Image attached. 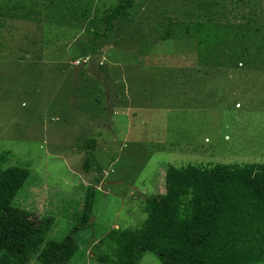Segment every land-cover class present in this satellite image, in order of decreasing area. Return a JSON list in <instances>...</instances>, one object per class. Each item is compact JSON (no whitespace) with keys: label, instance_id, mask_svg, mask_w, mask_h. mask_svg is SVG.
I'll return each mask as SVG.
<instances>
[{"label":"rangeland","instance_id":"rangeland-1","mask_svg":"<svg viewBox=\"0 0 264 264\" xmlns=\"http://www.w3.org/2000/svg\"><path fill=\"white\" fill-rule=\"evenodd\" d=\"M115 2L0 0V170H29L13 205L50 220L45 244L71 233L97 190L68 264H108L107 234L141 226L167 168L264 164V0L138 2L95 43L107 99L87 44ZM137 264L162 263L147 251Z\"/></svg>","mask_w":264,"mask_h":264},{"label":"trees","instance_id":"trees-1","mask_svg":"<svg viewBox=\"0 0 264 264\" xmlns=\"http://www.w3.org/2000/svg\"><path fill=\"white\" fill-rule=\"evenodd\" d=\"M140 1L144 0H116L102 17L103 30L90 32V54L97 53L95 43L118 22L131 19ZM206 36L201 33L199 42ZM83 143L88 153L84 169L88 170L96 141L86 138ZM28 176L29 170L22 166L0 170V264H26L34 254L43 264H68L78 248L72 234L88 226L97 190L93 184L85 189L81 218L71 233L44 244L50 220L37 221L13 205ZM146 212L139 228L113 229L107 241L102 240L111 249L108 264H137L147 251L162 264L264 262L263 163L171 166L165 173V192L146 199Z\"/></svg>","mask_w":264,"mask_h":264},{"label":"water","instance_id":"water-1","mask_svg":"<svg viewBox=\"0 0 264 264\" xmlns=\"http://www.w3.org/2000/svg\"><path fill=\"white\" fill-rule=\"evenodd\" d=\"M99 56L92 54L87 58L86 61V69L87 72L92 75V76H100L103 81V86L105 87V95L106 98L108 99L109 96L113 93L112 90V83L108 79V76L105 71L99 68V62H98ZM115 98L112 99V104L110 109L113 107Z\"/></svg>","mask_w":264,"mask_h":264}]
</instances>
